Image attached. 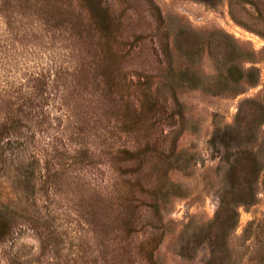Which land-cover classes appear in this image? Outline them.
Here are the masks:
<instances>
[{"label":"rangeland","instance_id":"374dc122","mask_svg":"<svg viewBox=\"0 0 264 264\" xmlns=\"http://www.w3.org/2000/svg\"><path fill=\"white\" fill-rule=\"evenodd\" d=\"M0 264H264V0H0Z\"/></svg>","mask_w":264,"mask_h":264}]
</instances>
